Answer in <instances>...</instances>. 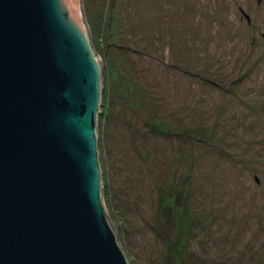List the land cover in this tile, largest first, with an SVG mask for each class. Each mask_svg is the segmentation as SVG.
Segmentation results:
<instances>
[{"label": "rangeland", "instance_id": "374dc122", "mask_svg": "<svg viewBox=\"0 0 264 264\" xmlns=\"http://www.w3.org/2000/svg\"><path fill=\"white\" fill-rule=\"evenodd\" d=\"M83 9L104 204L130 264H264V0Z\"/></svg>", "mask_w": 264, "mask_h": 264}, {"label": "water", "instance_id": "95a60500", "mask_svg": "<svg viewBox=\"0 0 264 264\" xmlns=\"http://www.w3.org/2000/svg\"><path fill=\"white\" fill-rule=\"evenodd\" d=\"M83 0H0V264H130L103 198Z\"/></svg>", "mask_w": 264, "mask_h": 264}, {"label": "flooded vegetation", "instance_id": "af4514ba", "mask_svg": "<svg viewBox=\"0 0 264 264\" xmlns=\"http://www.w3.org/2000/svg\"><path fill=\"white\" fill-rule=\"evenodd\" d=\"M250 18V17H249ZM263 34H264V32H263Z\"/></svg>", "mask_w": 264, "mask_h": 264}]
</instances>
